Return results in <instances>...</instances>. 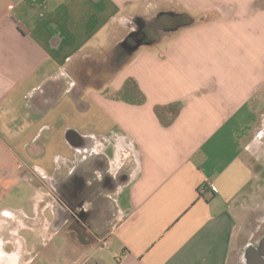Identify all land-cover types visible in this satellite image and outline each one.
Returning a JSON list of instances; mask_svg holds the SVG:
<instances>
[{"label": "crops", "instance_id": "1", "mask_svg": "<svg viewBox=\"0 0 264 264\" xmlns=\"http://www.w3.org/2000/svg\"><path fill=\"white\" fill-rule=\"evenodd\" d=\"M140 1L0 0V264H229L264 236V0H171L211 18L87 92Z\"/></svg>", "mask_w": 264, "mask_h": 264}, {"label": "trees", "instance_id": "2", "mask_svg": "<svg viewBox=\"0 0 264 264\" xmlns=\"http://www.w3.org/2000/svg\"><path fill=\"white\" fill-rule=\"evenodd\" d=\"M162 15H164L165 19H167V23L164 24L160 20V16H156L155 17L156 26L154 29V33H152L153 30L151 29L150 25H148L150 28H147V26L144 27V25L146 24L145 23L146 15H139V16L133 17L128 22L125 21L130 26H132V24L134 23L136 24L143 23L142 26H139L137 30L131 32V34L126 37L124 41V46H126L127 49L124 51L122 48L119 47L121 43L120 44L117 43L118 45L109 52V54L105 58L106 61L104 62L103 61L95 62V58L89 54L82 56L80 61L75 66L76 67L75 73L77 74V78H76L77 83H79L81 87H86L88 84H90V80L94 79L91 75L98 73L100 70L107 71L108 68H112L111 70L118 71V69L127 62V60L130 58L132 53L139 46L146 45V44H152L156 42L159 39V37L162 36L163 34L170 35L173 33H177L181 29L205 22L208 19L206 15H203L202 17L198 19H193L192 17H190V15H188V13L175 12V11L165 12ZM150 22L152 21H149L148 23L150 24ZM120 49H122L123 51V54L121 55V59L119 61L114 62L113 61L114 56L116 53L119 52ZM110 56L112 57V59L107 60V58H109ZM85 70H87V72H90L89 78L87 77L88 74L84 72ZM85 74H86V78H85ZM132 82H133L132 80H128L125 83L122 91L115 93L112 96L115 98L125 97L127 90L132 84ZM128 91L131 93V90H128ZM139 96L141 99L139 100L138 103H142L144 99L141 95Z\"/></svg>", "mask_w": 264, "mask_h": 264}, {"label": "rangeland", "instance_id": "3", "mask_svg": "<svg viewBox=\"0 0 264 264\" xmlns=\"http://www.w3.org/2000/svg\"><path fill=\"white\" fill-rule=\"evenodd\" d=\"M172 1L171 0H147V1L145 0V1L135 2L134 4H132V6L131 5L130 6L133 12H136V10L138 11V8H139L140 14L146 15V19L148 20L145 19L146 24L144 25V27L146 26L147 28L151 27V29L153 30L152 33H154V29L156 26V19H155L156 16H160V20L164 24H166L167 19H165V16L162 15L163 13L170 12V11L183 12V10L179 9L175 5V2H172ZM188 15H190V17H192L193 19H198L203 16V15H198L196 13H191V12H188ZM206 17L209 19L211 18V15H206ZM149 21H152V22H150L149 24L148 23ZM127 22H125L123 26L124 29H127L126 31H128V29L130 31L134 29L133 31H135L137 30L139 26L143 25V23H137V24L134 23L132 24V26H130ZM148 25H150V27ZM174 34L176 33H173L170 35L163 34L162 36L159 37V39L161 43H164L167 40H169L171 36H174ZM156 43L157 42H154L152 44H156ZM117 45L118 44L114 43L112 46H108L102 50H98L95 55H97L99 58L102 57L101 59H103L106 57V55L104 56V54L110 52ZM119 47L122 48L124 51L127 49L126 46H124V43L121 44ZM122 49H120L119 52L115 54L114 59H113L114 62L119 61L121 59V55L123 54ZM111 56L107 58V60L108 59L111 60L112 59ZM111 69L112 68H108L107 71L100 70L98 73L91 75L94 79L90 80V84L86 86V91L87 92L91 91V92L98 93L101 95H106V96L109 95L110 94L109 91L107 93L106 92L102 93L101 90L102 88L107 89V87L111 84L113 79L116 77L117 71H113ZM263 111H264V106L261 105L259 112H263ZM63 137H64V133H63ZM112 225H113L112 223L108 224V226H112ZM254 229H255L254 225H251L250 227H248V229L239 231L235 239L231 254H230L229 264H245V256H246L247 249L250 247L256 246L262 237L261 235L259 236V233L256 232ZM23 233L25 234L26 232L23 231Z\"/></svg>", "mask_w": 264, "mask_h": 264}, {"label": "water", "instance_id": "4", "mask_svg": "<svg viewBox=\"0 0 264 264\" xmlns=\"http://www.w3.org/2000/svg\"><path fill=\"white\" fill-rule=\"evenodd\" d=\"M245 264H264V236L256 246L247 249Z\"/></svg>", "mask_w": 264, "mask_h": 264}, {"label": "flooded vegetation", "instance_id": "5", "mask_svg": "<svg viewBox=\"0 0 264 264\" xmlns=\"http://www.w3.org/2000/svg\"><path fill=\"white\" fill-rule=\"evenodd\" d=\"M83 193V192H82ZM70 208L75 211L76 214H74L77 217H81V215L84 213L82 210H80V208H76V206H70ZM85 214V213H84ZM83 214V215H84Z\"/></svg>", "mask_w": 264, "mask_h": 264}]
</instances>
